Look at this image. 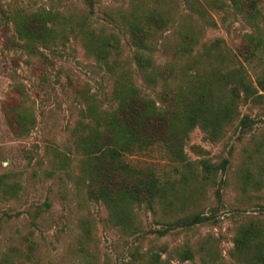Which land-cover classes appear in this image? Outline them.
Wrapping results in <instances>:
<instances>
[{
    "label": "rangeland",
    "instance_id": "1",
    "mask_svg": "<svg viewBox=\"0 0 264 264\" xmlns=\"http://www.w3.org/2000/svg\"><path fill=\"white\" fill-rule=\"evenodd\" d=\"M91 1L0 0V264L3 258L14 264H121L132 259L135 247L160 252L171 264H242L233 255L238 227L250 221L264 227V105L240 104L217 140L192 129L183 160L172 159L159 144L126 154L131 165L155 171L167 197L155 211L135 206L124 223L112 222L108 209L89 198L78 176L75 139L94 110L110 105L113 84L123 73L158 101L165 83L156 74L163 64L175 68L171 83H177L183 75H196L205 46L218 42L233 56L244 33L259 29L264 40V0L255 19L229 0ZM151 8L167 23L149 27L144 51L153 67L141 70L129 20L137 9ZM16 9L59 13L63 26L51 49L22 45L10 19ZM188 34L197 41L191 53L183 49ZM91 37L93 45L111 39L104 55L88 48ZM244 67L254 81L264 70V52ZM13 85L22 87L35 115L23 137L15 135L4 111L17 99ZM243 114L252 120L244 128L238 125ZM203 158L218 167L226 164L208 178ZM3 183L15 184L16 192L4 194ZM193 213L208 219L161 236L155 232L166 227L164 221ZM186 248L192 258L181 261L177 252Z\"/></svg>",
    "mask_w": 264,
    "mask_h": 264
},
{
    "label": "trees",
    "instance_id": "2",
    "mask_svg": "<svg viewBox=\"0 0 264 264\" xmlns=\"http://www.w3.org/2000/svg\"><path fill=\"white\" fill-rule=\"evenodd\" d=\"M85 1L89 4L92 2ZM261 1L229 0V3L236 11L255 19L260 14ZM137 12L131 13L133 20H129L128 31L136 47L134 59L138 68L149 70L153 62L144 51L148 48L149 27L161 28L167 20L159 9L151 8L145 13L137 9ZM10 19L24 47H36V43L51 49L57 27L63 26L59 13L46 9H16L10 13ZM256 28H259L257 24ZM185 38L183 49L191 53L196 47V38L190 34ZM90 40L88 48L97 49L101 55L105 54L104 47L111 43L110 38H104L96 45H93L92 37ZM260 52H264V40L258 29L243 34L233 56L223 51L218 42L205 46L200 52L201 65L197 67L196 75L190 78L183 75V80L177 83H171L175 68L165 63L157 69L156 74L165 83L158 101L142 94L129 74L123 73L124 76L116 79L111 89L110 105L94 110L92 119L79 129L75 139L79 152L78 176L84 182L89 198L101 202L108 209L112 222L124 223L129 220L135 206L145 205L155 211V205L164 202L167 197V186L155 171L149 167L131 165L126 160V154L159 144L164 146L172 159L183 160L184 146L192 129L200 128L208 139L214 141L220 137L225 126L237 117L240 104L264 105V70L252 81L244 67L245 62L253 61ZM218 56H222V59L214 60ZM150 74L147 72L146 76ZM154 78L157 79L155 75ZM12 88L18 93L17 99L8 103L4 111L15 135L23 137L29 134L34 125L35 115L31 106L25 103L22 87L13 85ZM93 109L89 107L90 111ZM251 123L247 114L238 120V125L243 128ZM200 162L208 178L226 164V160H223L221 167H218L206 158ZM1 190L4 194H14L17 187L15 184H5ZM207 219L206 215L193 213L164 221L166 227L155 232L161 236L171 229L190 228ZM233 240V255L242 264H264V227L254 221L242 224ZM131 254L132 259L123 260L121 264H171L157 251L141 252L135 247ZM177 254L181 261L192 258L188 248ZM1 264L14 263L3 258Z\"/></svg>",
    "mask_w": 264,
    "mask_h": 264
}]
</instances>
